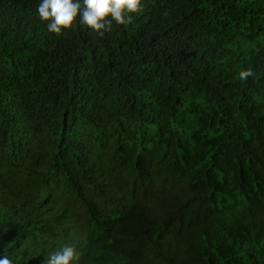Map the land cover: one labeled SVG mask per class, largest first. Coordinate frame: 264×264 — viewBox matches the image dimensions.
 <instances>
[{
	"label": "trees",
	"instance_id": "obj_1",
	"mask_svg": "<svg viewBox=\"0 0 264 264\" xmlns=\"http://www.w3.org/2000/svg\"><path fill=\"white\" fill-rule=\"evenodd\" d=\"M38 3L0 0V254L264 264V0H141L103 36Z\"/></svg>",
	"mask_w": 264,
	"mask_h": 264
},
{
	"label": "clouds",
	"instance_id": "obj_2",
	"mask_svg": "<svg viewBox=\"0 0 264 264\" xmlns=\"http://www.w3.org/2000/svg\"><path fill=\"white\" fill-rule=\"evenodd\" d=\"M140 6L141 0H39L36 14L41 22H45L47 31L53 34H62L75 22L81 30L103 36L111 30L113 23L130 22V14L136 13ZM251 75L250 70L238 73L242 82ZM78 255L71 245H64L45 260L46 264H75ZM0 264H12V261L7 255L0 254Z\"/></svg>",
	"mask_w": 264,
	"mask_h": 264
}]
</instances>
